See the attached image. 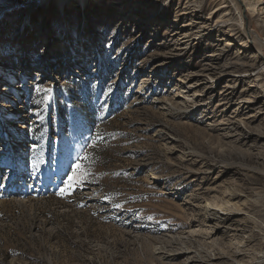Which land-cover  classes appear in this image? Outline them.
<instances>
[{"label": "rangeland", "instance_id": "obj_1", "mask_svg": "<svg viewBox=\"0 0 264 264\" xmlns=\"http://www.w3.org/2000/svg\"><path fill=\"white\" fill-rule=\"evenodd\" d=\"M258 262L264 0H0V264Z\"/></svg>", "mask_w": 264, "mask_h": 264}, {"label": "trees", "instance_id": "obj_2", "mask_svg": "<svg viewBox=\"0 0 264 264\" xmlns=\"http://www.w3.org/2000/svg\"><path fill=\"white\" fill-rule=\"evenodd\" d=\"M80 83H78L77 86L81 88H83L86 84L85 81H81ZM88 102L89 100L87 98L84 99L80 105H77V100H70V103L73 104L70 109L73 111L78 110V116H75L74 119H78V117H80V120L78 119L77 122L71 125V128H73V130L69 132V134H64V138L66 139L68 137H73V146L75 148L84 147L89 142V139L91 138L92 133L94 131V121L96 119V112L91 109L88 110V105L90 104ZM86 103H88L87 106ZM58 110L60 114L64 116L67 111V108L63 105H60ZM83 152L84 150L81 153L83 154Z\"/></svg>", "mask_w": 264, "mask_h": 264}, {"label": "bare ground", "instance_id": "obj_3", "mask_svg": "<svg viewBox=\"0 0 264 264\" xmlns=\"http://www.w3.org/2000/svg\"><path fill=\"white\" fill-rule=\"evenodd\" d=\"M63 1L60 0V5H63ZM82 4H85V2H83ZM43 31H45V30H43ZM80 57H82V60L86 59L85 58L86 56H80ZM80 57H78L76 60L77 61L80 60ZM209 203H211V202H209ZM229 204L231 205L230 206L231 207V210H234L235 211L234 212V211H231L230 210L231 213H237V214H240V215H244L245 216V218L242 220V222H244V223L246 222L247 224L252 225V226L257 223V214H255L254 212L251 211V208L249 207L250 206L249 203H247L244 200L242 201L241 199L238 198V199L230 200L229 201ZM259 206H261V205H259ZM252 210H253V208H252ZM222 218L223 217H219L218 218V221H219V219H222ZM204 219H207V221L208 220H211V219L215 220L216 219V215L213 214V213H206V216L204 217ZM227 220H228V217L226 216V217H224L222 219V222L225 223ZM171 242H173V243H175L177 245H182V246L184 245L185 247H191L192 244H193L191 238L188 237V236H178V237L175 238V240H172ZM158 254H160V253H158ZM169 255H172V254H170V252L169 253L168 252H164V253L162 252V254H161L160 257L162 259H164V260H169L170 259L169 258ZM189 258H192V257H189ZM207 260L210 261L211 259L208 258ZM186 264H190V263H186ZM256 264H260V262H258Z\"/></svg>", "mask_w": 264, "mask_h": 264}, {"label": "snow or ice", "instance_id": "obj_4", "mask_svg": "<svg viewBox=\"0 0 264 264\" xmlns=\"http://www.w3.org/2000/svg\"><path fill=\"white\" fill-rule=\"evenodd\" d=\"M37 92L40 91H51L50 89H42L37 87ZM99 138V137H98ZM87 159V157H85ZM87 171L86 169L82 168L81 164L78 162L75 167L73 168L72 175L68 177V180L65 182V187L60 190L61 195L66 194L71 189L77 187L82 183V181L86 178Z\"/></svg>", "mask_w": 264, "mask_h": 264}]
</instances>
